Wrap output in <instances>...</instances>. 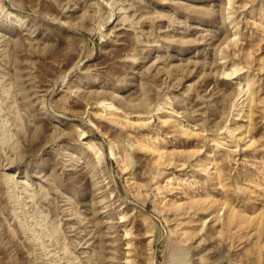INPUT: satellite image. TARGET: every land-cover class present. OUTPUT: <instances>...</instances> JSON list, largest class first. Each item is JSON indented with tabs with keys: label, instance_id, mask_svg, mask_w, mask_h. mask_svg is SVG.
<instances>
[{
	"label": "rangeland",
	"instance_id": "374dc122",
	"mask_svg": "<svg viewBox=\"0 0 264 264\" xmlns=\"http://www.w3.org/2000/svg\"><path fill=\"white\" fill-rule=\"evenodd\" d=\"M0 264H264V0H0Z\"/></svg>",
	"mask_w": 264,
	"mask_h": 264
}]
</instances>
